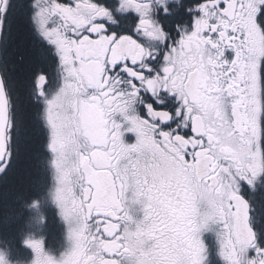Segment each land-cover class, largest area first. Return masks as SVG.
<instances>
[{
	"label": "snow or ice",
	"instance_id": "obj_1",
	"mask_svg": "<svg viewBox=\"0 0 264 264\" xmlns=\"http://www.w3.org/2000/svg\"><path fill=\"white\" fill-rule=\"evenodd\" d=\"M14 29L18 59L56 60L76 94L81 228L59 261L26 240L35 264H213L204 231L222 264H264V203L247 194L264 188V0H0V45ZM14 130L0 90V177Z\"/></svg>",
	"mask_w": 264,
	"mask_h": 264
},
{
	"label": "trees",
	"instance_id": "obj_2",
	"mask_svg": "<svg viewBox=\"0 0 264 264\" xmlns=\"http://www.w3.org/2000/svg\"><path fill=\"white\" fill-rule=\"evenodd\" d=\"M22 43H29L28 33L26 30L20 33L15 29L4 43L3 61L6 70L3 71L4 76L13 79L15 85L18 86V90L29 101L28 107L22 109L20 106L18 128H22L23 133H21L22 130L19 133H15V130L10 133L13 138L11 142L13 143L12 151L16 153V156L15 163L6 174L8 179L5 188L7 190L3 191L6 199H3L0 206V234L5 236V239L9 236H18L25 225L23 213L26 211L27 203L34 197L41 196L45 190L44 188L47 184L49 185L51 180L49 153L45 149L47 148L45 147V133L38 115L39 105L34 101L35 74L40 67L49 66L51 59L41 64L38 60L29 56L21 62L18 55L23 51ZM4 65L2 64V68H4ZM1 179L2 177H0ZM48 193L49 191H46L47 199ZM48 202L50 203L49 199ZM254 202L264 203V190ZM50 211L48 212L50 213ZM49 217L47 225L50 230L49 234L57 236L58 227L55 224V219L53 216L49 215ZM6 218L7 225L3 222Z\"/></svg>",
	"mask_w": 264,
	"mask_h": 264
},
{
	"label": "rangeland",
	"instance_id": "obj_3",
	"mask_svg": "<svg viewBox=\"0 0 264 264\" xmlns=\"http://www.w3.org/2000/svg\"><path fill=\"white\" fill-rule=\"evenodd\" d=\"M40 3L41 7H44L46 0H40ZM3 69L5 72V65ZM6 77V87L10 98L11 124L15 126V133H19L20 130H22L21 133H23V129L18 128L20 106L22 107V109L28 107L29 101L27 100L26 96L23 95L20 90H18V86L15 85L13 79L11 80L9 76L8 78ZM36 83V80H34V101L39 105L38 115L40 116V121H42V127L45 133V147L48 146L50 149V152L48 150L46 151L50 153L48 156L51 163L49 167L53 175L52 187L49 188L48 199L53 205L58 207L63 217L62 220L67 227V236H76L77 232L81 228V222L75 214V210L72 208L69 200L73 191L70 184L73 180L75 168L79 163V158L75 156V151L73 150V145L70 143V140H67V142H65V140L67 139L66 137L69 135V131L66 127H63L65 121L67 120V117L69 115H72V113L69 111L71 91L65 90L61 93L55 92L53 95H44L41 98L36 95ZM12 139L9 141L12 142ZM54 141L55 144L53 143ZM12 144L13 143H10V145ZM12 148L13 145L11 147V151ZM7 179L8 178L6 177V175H4L2 176V181L0 180V206L3 203V199H6L3 191L7 190L5 188ZM37 221H39V216L35 218V222ZM3 222L5 223V225H7V218L3 220ZM204 232L202 233V236H216L214 231Z\"/></svg>",
	"mask_w": 264,
	"mask_h": 264
},
{
	"label": "flooded vegetation",
	"instance_id": "obj_4",
	"mask_svg": "<svg viewBox=\"0 0 264 264\" xmlns=\"http://www.w3.org/2000/svg\"><path fill=\"white\" fill-rule=\"evenodd\" d=\"M47 5V0L45 6ZM115 19V17H113ZM145 44L149 48L158 47V42L154 40H145ZM4 44L0 45V51H2L1 57L4 60ZM46 71L44 75L48 79V84L46 87H43L41 90L45 96L53 95L55 92L61 93L65 90H70L71 94V103L72 107L75 106L76 94L74 83L71 79L67 78L63 69L58 67V63L56 60L51 59V64L45 67ZM38 74V72L35 74ZM36 80V79H35ZM43 95V96H44ZM160 99H165V97L161 96ZM133 107L136 106L137 101L133 99L131 101ZM73 114V113H72ZM67 140L72 141L69 135L66 137ZM73 145V144H72ZM47 150V148H46ZM73 150L75 151V147L73 145ZM77 164L75 168V172L73 178L75 176L76 171L78 170ZM51 173V177H52ZM52 179L49 182V185L44 188V192L39 197H34L31 201H29L26 205L25 212L23 213V220L25 221L24 227L20 230L18 236H9L5 239V236L0 234V254H2L7 264H35L36 261V252L29 245L26 244V240H35L40 241L42 245V257L43 256H51L56 260H61L65 257L66 254L70 253L75 245H76V236H64L63 226L60 222V214L58 213V207L50 204L48 202L46 191H49V188L52 187ZM73 189L72 183L70 184ZM264 190L262 188L260 191L256 193H247L249 196L254 197V201L259 198V194ZM75 200H79V197L76 196ZM50 209V210H48ZM50 211V213L48 212ZM49 215L53 216L56 225H57V236H51L49 234L50 230L47 225L49 223ZM39 216V221L35 222V218ZM205 234V232H204ZM205 241L209 243L213 250L212 262L213 264H222L220 258L215 255V251L218 248V244L216 241V236H203ZM124 264H127V261H124Z\"/></svg>",
	"mask_w": 264,
	"mask_h": 264
},
{
	"label": "water",
	"instance_id": "obj_5",
	"mask_svg": "<svg viewBox=\"0 0 264 264\" xmlns=\"http://www.w3.org/2000/svg\"><path fill=\"white\" fill-rule=\"evenodd\" d=\"M0 81H2V84H0V90H2L6 96V120H7V125L9 126L10 125V101H9L7 88L5 85V80H4L2 71H1V67H0ZM8 150H9V141H8Z\"/></svg>",
	"mask_w": 264,
	"mask_h": 264
}]
</instances>
